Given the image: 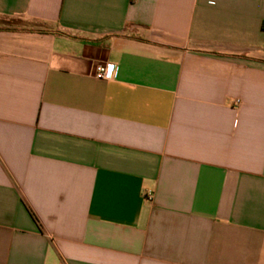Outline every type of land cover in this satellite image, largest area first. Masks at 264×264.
I'll list each match as a JSON object with an SVG mask.
<instances>
[{
  "label": "crops",
  "instance_id": "crops-1",
  "mask_svg": "<svg viewBox=\"0 0 264 264\" xmlns=\"http://www.w3.org/2000/svg\"><path fill=\"white\" fill-rule=\"evenodd\" d=\"M0 18V264H264V0Z\"/></svg>",
  "mask_w": 264,
  "mask_h": 264
},
{
  "label": "built area",
  "instance_id": "built-area-1",
  "mask_svg": "<svg viewBox=\"0 0 264 264\" xmlns=\"http://www.w3.org/2000/svg\"><path fill=\"white\" fill-rule=\"evenodd\" d=\"M95 70H96L95 75L97 78L111 79L116 74L117 66L114 63H109V62L101 63L96 66Z\"/></svg>",
  "mask_w": 264,
  "mask_h": 264
},
{
  "label": "rangeland",
  "instance_id": "rangeland-1",
  "mask_svg": "<svg viewBox=\"0 0 264 264\" xmlns=\"http://www.w3.org/2000/svg\"><path fill=\"white\" fill-rule=\"evenodd\" d=\"M13 24H17L16 21H11V20H7L5 18H0V26H9V25H13Z\"/></svg>",
  "mask_w": 264,
  "mask_h": 264
}]
</instances>
